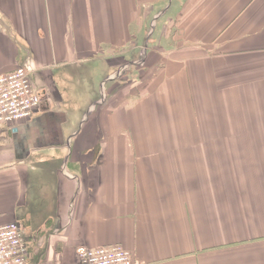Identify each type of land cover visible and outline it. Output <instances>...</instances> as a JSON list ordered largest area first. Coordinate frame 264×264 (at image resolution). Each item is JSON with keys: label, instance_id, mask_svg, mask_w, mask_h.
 Wrapping results in <instances>:
<instances>
[{"label": "crops", "instance_id": "1", "mask_svg": "<svg viewBox=\"0 0 264 264\" xmlns=\"http://www.w3.org/2000/svg\"><path fill=\"white\" fill-rule=\"evenodd\" d=\"M19 66L40 102L0 125V224L25 264H264V0H0Z\"/></svg>", "mask_w": 264, "mask_h": 264}, {"label": "built area", "instance_id": "2", "mask_svg": "<svg viewBox=\"0 0 264 264\" xmlns=\"http://www.w3.org/2000/svg\"><path fill=\"white\" fill-rule=\"evenodd\" d=\"M40 102L30 70L19 66L0 74V125L30 117ZM82 264H131V253L119 244L76 249ZM26 247L16 222L0 224V264H25Z\"/></svg>", "mask_w": 264, "mask_h": 264}, {"label": "rangeland", "instance_id": "3", "mask_svg": "<svg viewBox=\"0 0 264 264\" xmlns=\"http://www.w3.org/2000/svg\"><path fill=\"white\" fill-rule=\"evenodd\" d=\"M152 24H153V22H152ZM147 51H148V49H147L146 45H144L143 43H140V45L136 47V49H135V69L141 67L142 63L145 62L146 56H147V54H146ZM144 58H145V60L143 61ZM124 66H126V65H123L122 67L124 68ZM143 66H145V65H143Z\"/></svg>", "mask_w": 264, "mask_h": 264}]
</instances>
